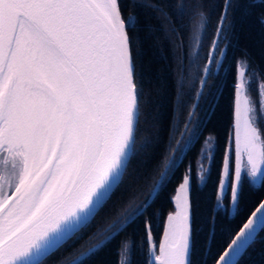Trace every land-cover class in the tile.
I'll list each match as a JSON object with an SVG mask.
<instances>
[{
  "label": "snow or ice",
  "instance_id": "6c2138e0",
  "mask_svg": "<svg viewBox=\"0 0 264 264\" xmlns=\"http://www.w3.org/2000/svg\"><path fill=\"white\" fill-rule=\"evenodd\" d=\"M243 3L0 0V264H47L58 253L52 264H85L114 240L117 264H126L133 232L147 245L146 264H248L250 250L261 245L264 251V199L245 200V179L264 185V125L258 122L264 77L257 83V112L247 66L236 61L226 117L217 114L223 92L208 83L221 75L230 17ZM146 9L168 25L166 38L171 33L182 53L187 37L188 71L181 55L169 151L154 165L158 171L143 199L125 200L161 141L163 101L153 98L140 35L157 30L150 15L142 16ZM214 117L225 119L215 183L205 191L217 157L218 137L209 135L200 149L207 164L198 165L194 189L185 160ZM148 128L155 132L138 145L137 135ZM169 185L177 193L168 196L175 210L163 219L158 239L157 201ZM114 197L120 211L86 246L74 248ZM244 215L239 226L232 223Z\"/></svg>",
  "mask_w": 264,
  "mask_h": 264
},
{
  "label": "trees",
  "instance_id": "16d2710c",
  "mask_svg": "<svg viewBox=\"0 0 264 264\" xmlns=\"http://www.w3.org/2000/svg\"><path fill=\"white\" fill-rule=\"evenodd\" d=\"M143 15H150L151 23L157 29L155 32L146 33L141 32V40L143 43V58L145 64H149L152 74V83L150 87L153 89V98L163 101V107L160 108L161 117L159 121L160 124V136L161 141L159 145L155 148L153 152V158L149 166L144 169V176L142 179L136 182V184L125 194L124 199L132 197L134 194L138 199H143V193L148 190L151 185L152 180L155 178L158 169L154 167L158 161L163 159V156L169 151L166 147L169 128L173 120L171 96L174 89V82L179 75L178 63L181 55H183V63L185 65V72L188 71V39L185 38V47L183 53L180 48L176 47L173 43L174 37L171 33H167L168 38H166L165 29L168 27L161 20L156 19V14L151 13V10H143ZM233 22V29L230 31L229 40L230 44L227 49V55L224 60V66L221 69V75L219 77H210L209 85L215 91L219 88L223 92L222 99L219 103V108L217 109V114L220 116L224 114L226 117L228 109V101L231 94V83L233 82V77L235 75V64L237 60L241 61V66H247L248 75L251 77V83L249 85L251 89V96L257 104V112L259 111L258 96H257V83L264 77V0H245V3L241 4L233 16L230 17ZM212 23H214V17L212 21L208 22V25L204 31V47L200 49V55L203 56L204 52L207 51V46L210 43V33L213 31ZM223 47V44L221 45ZM149 85H146V88ZM161 89V94L157 96L155 89ZM185 87L187 88V81L185 82ZM191 103V102H190ZM203 101L201 105L203 106ZM155 111V108H154ZM181 115V120L183 119ZM197 115H200V109H197ZM259 124L264 125V118H259ZM224 125L225 119L213 118V121L209 123L208 127L204 130V135L201 137L199 143L191 148L188 153V157L185 160L184 167L186 168L189 160L191 161L193 167V188L195 189L196 178L195 171L201 163L207 164V160L203 159L200 153V149L204 147L203 141L209 135L218 137L217 140V157L216 161L212 164L211 175L208 177V182L205 185V191L208 190L215 183V173L219 165V145L223 143L224 138ZM183 125L181 124V128ZM155 132V129L148 128V130L141 131L137 135V144L142 143L144 137H151ZM180 138L179 132H176L174 138L172 139V145L175 146L176 140ZM142 158L138 157L137 159ZM135 164L136 161L134 160ZM179 175V173H178ZM245 185L247 188V195L245 197L246 203L251 205L253 201L258 202L260 199L264 198V185L259 188L253 187L247 179H245ZM139 189V191H137ZM175 191L172 186L169 185L168 188L159 197L157 203L159 205V212L156 213L160 216L162 213V218L160 219V227L156 230L157 237L162 234L163 231V219L166 218L167 214L175 210L174 203L168 202V196L175 195ZM119 195V194H118ZM115 203L109 202V205L102 211L93 222L92 227H90L83 237L74 248L79 249L80 247L86 246L89 238L96 231L103 229L111 216L115 215L120 211L121 202L113 198ZM247 216L237 217L232 223L238 226L242 223ZM222 223H229L226 219V214L221 215ZM121 240V238H117ZM130 251L126 254L127 260L126 264H146L147 256V245L143 244L141 237L136 232H133L131 237ZM117 240H114L109 244L103 251L94 255L90 259H86L85 264H117ZM123 243L120 244L122 249ZM60 254L58 253L52 258V261L47 262V264H52L53 261L58 260ZM200 256L197 255V261L199 262ZM248 264H264V251L261 250V245H257L256 248L250 250L247 257Z\"/></svg>",
  "mask_w": 264,
  "mask_h": 264
},
{
  "label": "rangeland",
  "instance_id": "374dc122",
  "mask_svg": "<svg viewBox=\"0 0 264 264\" xmlns=\"http://www.w3.org/2000/svg\"><path fill=\"white\" fill-rule=\"evenodd\" d=\"M264 118V117H263ZM177 193H175V195H176ZM175 206V205H174Z\"/></svg>",
  "mask_w": 264,
  "mask_h": 264
},
{
  "label": "water",
  "instance_id": "95a60500",
  "mask_svg": "<svg viewBox=\"0 0 264 264\" xmlns=\"http://www.w3.org/2000/svg\"><path fill=\"white\" fill-rule=\"evenodd\" d=\"M264 199V198H263Z\"/></svg>",
  "mask_w": 264,
  "mask_h": 264
}]
</instances>
